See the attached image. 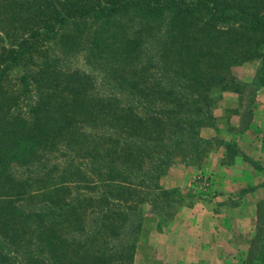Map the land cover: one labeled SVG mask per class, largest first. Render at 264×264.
I'll list each match as a JSON object with an SVG mask.
<instances>
[{
    "label": "trees",
    "instance_id": "16d2710c",
    "mask_svg": "<svg viewBox=\"0 0 264 264\" xmlns=\"http://www.w3.org/2000/svg\"><path fill=\"white\" fill-rule=\"evenodd\" d=\"M249 40L264 0H0V264H133Z\"/></svg>",
    "mask_w": 264,
    "mask_h": 264
},
{
    "label": "rangeland",
    "instance_id": "374dc122",
    "mask_svg": "<svg viewBox=\"0 0 264 264\" xmlns=\"http://www.w3.org/2000/svg\"><path fill=\"white\" fill-rule=\"evenodd\" d=\"M249 42L246 45L254 53H245V59L222 71L227 87L216 83L212 88V119L199 129L200 135L209 140L205 150L167 167L160 178L168 190L166 196L143 204L133 264H259L264 246V41ZM73 63L82 66L79 58H74ZM239 133L245 137L239 140L243 142L241 150L245 149V163L238 177L250 180L252 176L250 188L261 187L262 194L252 220V237L238 252H222L225 244L231 246L228 241L232 232L238 235L240 228L250 224L249 219L237 221L230 210L238 205L244 187L232 189L231 182L227 188L231 191L226 190V173L219 174L215 182L217 167L232 163L223 141L234 142L240 150L239 142L233 138ZM221 199V204L230 206L228 209L215 205ZM215 213H224L230 220H214L218 216ZM190 243L205 244V249L187 250ZM173 244H177L174 250L170 248Z\"/></svg>",
    "mask_w": 264,
    "mask_h": 264
},
{
    "label": "crops",
    "instance_id": "0c3cea01",
    "mask_svg": "<svg viewBox=\"0 0 264 264\" xmlns=\"http://www.w3.org/2000/svg\"><path fill=\"white\" fill-rule=\"evenodd\" d=\"M252 131H250V132H252ZM256 133H258V132H256ZM251 136H252V133L250 134V137ZM243 137H244L243 133L237 134L236 137L233 136V138L236 141L239 142L238 145H240L239 146L240 150L238 151V153H236L232 157V159H231L232 163H230V164H228L226 166L221 165V167H217V169L215 170V175H216V181L215 182L216 183H217V180H219L218 175L226 173L225 175L227 176V179H226V184H225L224 188L226 190L231 191L230 189H227V188H229V185H232V183H234V186H230V187H232V189H237V188H243L244 187L242 196H241V198L239 200L238 205L235 207V209H233V207L228 206L226 203L224 205L221 204L220 201H223L222 199L218 200L215 205L219 204L218 207H221L223 209H226V208L228 209L230 207L231 208L230 209L231 213L233 215L237 216L236 217L237 221H244L246 219H249L250 224H249L248 227L240 228L239 231H241V232L238 235H233V232H232V234L229 236L230 237V241H228L229 245H231V246H228L227 244H225V246H223L222 252H224V251H227V252H229V251L238 252L244 246L243 244L247 243L248 240L252 237V234H253L252 232H253V229H254L252 220H254V218H255L256 205H257L258 200L260 199L259 197H261V194H262V188L261 187H256L255 186V187L250 188L251 185H252V176L249 175L250 180H248V177L247 178L246 177L245 178H240V179L238 177V172L239 171H241L243 173V171H242L243 168L242 167L244 166V163H245V161L243 159V156H242V152H245V149L241 150V148H242L241 144L243 145V142L241 143L239 141L240 139L242 140ZM257 138H258V135H256V139ZM232 178H235L237 180V183H235ZM240 180H245L246 182L240 181ZM229 193H231V192H229ZM215 215H218V216H216L214 218V220H220V221L222 220V221H224V223H228V221L230 220V216H228V215H226L224 213L223 214L215 213ZM211 217L212 216L210 215V218ZM236 242L237 243L239 242V244L237 246H236V244H237ZM176 245L177 244H173L170 248L172 250H174V248L177 247ZM203 247H205V244H201L200 243V244L195 246L192 243H190L187 246V250H194L195 248L198 249V250L205 249ZM213 247H214V250H216V248H217L216 245H214Z\"/></svg>",
    "mask_w": 264,
    "mask_h": 264
}]
</instances>
